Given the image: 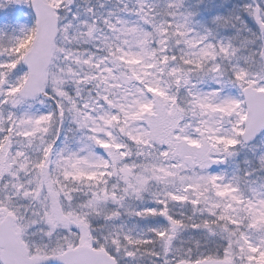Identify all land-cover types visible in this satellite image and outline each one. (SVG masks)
Instances as JSON below:
<instances>
[{"label": "snow or ice", "instance_id": "1", "mask_svg": "<svg viewBox=\"0 0 264 264\" xmlns=\"http://www.w3.org/2000/svg\"><path fill=\"white\" fill-rule=\"evenodd\" d=\"M0 264H264V0H0Z\"/></svg>", "mask_w": 264, "mask_h": 264}]
</instances>
